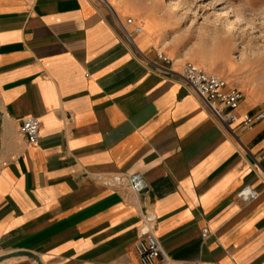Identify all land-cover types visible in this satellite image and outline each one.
Returning a JSON list of instances; mask_svg holds the SVG:
<instances>
[{"label": "crops", "instance_id": "1", "mask_svg": "<svg viewBox=\"0 0 264 264\" xmlns=\"http://www.w3.org/2000/svg\"><path fill=\"white\" fill-rule=\"evenodd\" d=\"M128 19L143 29L135 45L120 26ZM172 28L134 0H0V264H141L146 218L174 262L264 264L253 159L264 120L241 125L264 113V83L231 59L189 56L170 43ZM157 52L175 71L191 62L243 93L234 135L140 54ZM27 118L40 123L34 144ZM133 174L142 193L109 185ZM245 188L257 198L239 197Z\"/></svg>", "mask_w": 264, "mask_h": 264}, {"label": "rangeland", "instance_id": "2", "mask_svg": "<svg viewBox=\"0 0 264 264\" xmlns=\"http://www.w3.org/2000/svg\"><path fill=\"white\" fill-rule=\"evenodd\" d=\"M122 3V0H120ZM172 24V45L201 60L241 63L264 83V0H134Z\"/></svg>", "mask_w": 264, "mask_h": 264}, {"label": "built area", "instance_id": "3", "mask_svg": "<svg viewBox=\"0 0 264 264\" xmlns=\"http://www.w3.org/2000/svg\"><path fill=\"white\" fill-rule=\"evenodd\" d=\"M105 2V0H101ZM120 26L124 30L129 42L135 45V36L141 35L143 29L136 26L133 19H128L125 23L120 21ZM128 26L133 30L129 31ZM145 61L154 66L156 71L164 75L171 81L180 82L188 87L198 96L204 106L208 109L213 118L222 126V128L234 135L232 126L240 120L238 111L244 100L241 91L235 88H229L227 82L212 75L201 67L191 62H186L181 71H175L173 61L163 52H157L156 61H151L142 53ZM264 120V113L255 115L245 114L242 117L241 125L246 128H252L257 123ZM40 123L36 118H27L22 121V133L26 136L29 143L34 144L39 138ZM257 171L264 180V148L259 156H253ZM110 186H127L133 193L139 194L147 189L146 182L140 174L128 175L126 177H115ZM239 197L250 200L256 199L257 195L249 188L243 189ZM146 226L141 231L140 237L135 244V252L141 264H159V262L171 264H201L200 262H174L169 257L155 234V222L152 218H146ZM203 237H208V229H203ZM3 252V245L0 241V255Z\"/></svg>", "mask_w": 264, "mask_h": 264}, {"label": "bare ground", "instance_id": "4", "mask_svg": "<svg viewBox=\"0 0 264 264\" xmlns=\"http://www.w3.org/2000/svg\"><path fill=\"white\" fill-rule=\"evenodd\" d=\"M118 1V0H117Z\"/></svg>", "mask_w": 264, "mask_h": 264}]
</instances>
